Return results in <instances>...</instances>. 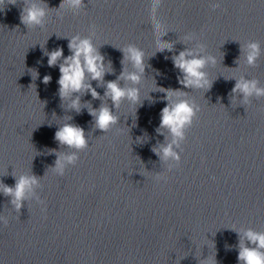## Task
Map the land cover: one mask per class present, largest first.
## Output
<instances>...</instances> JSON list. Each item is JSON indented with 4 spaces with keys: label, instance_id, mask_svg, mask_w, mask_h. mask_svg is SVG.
Here are the masks:
<instances>
[{
    "label": "clouds",
    "instance_id": "1",
    "mask_svg": "<svg viewBox=\"0 0 264 264\" xmlns=\"http://www.w3.org/2000/svg\"><path fill=\"white\" fill-rule=\"evenodd\" d=\"M8 2L15 4L16 0H8ZM69 2L74 6H78L82 3V0H69ZM4 3L5 0H0V4ZM44 14L45 13L42 8L33 4L22 10L20 19L25 25L39 24L41 23ZM164 47H170V45H161V49ZM69 48L73 54L64 58L63 63L60 64V78L58 80V84L60 86L59 92L61 98H66L71 94L81 92L82 90L91 92L94 99L99 98V93H97L89 83H86V80L88 76H90L93 80L102 79L105 73L103 57L95 51L92 44L87 39L80 40L78 37H75L69 42ZM248 48L249 52L247 60L249 64H252L255 62L259 54V45L257 43H251L248 45ZM62 56L63 50L59 48L49 53V66L56 65L57 61ZM189 56H192V53L182 51L178 56L174 57L173 60L174 66L180 69L184 74V78L180 80V83L184 87L210 86L209 81L205 78V74L202 71L206 62L205 59L195 56L189 59ZM126 57L131 59L134 65L141 72H143L142 51L130 46L126 49ZM122 77L132 81L133 83L138 82L140 79L139 75L136 73H122ZM50 79V76H45L43 78V82L47 84ZM233 91L243 93L245 98L252 94H256L257 96L264 95V89L258 88L255 81H247L243 79L236 83ZM173 94L174 93L171 91L168 92L169 96ZM105 95L110 97L114 106H118L121 100L125 98L133 102H136L139 99L138 89H124L115 81L108 82ZM71 106L79 110V98L73 100ZM90 114L95 117L96 126L101 131L108 130V128L117 121V117L113 115L111 109L108 107H101L98 111L94 110ZM194 115L195 112L193 106L187 101L182 100L171 107L165 106L162 109L160 126L162 128H168L174 137L182 138L184 126L191 123ZM55 138L60 143L77 149L84 148L87 143L84 136V130L74 125H64L56 132ZM173 143H175V140ZM162 150L165 157L176 156V154L172 151L171 145L164 147ZM66 159L71 162L75 159V157L68 156ZM62 167V162L58 159L57 169L62 170ZM35 183V177L22 176L16 182L14 188L0 185V189H2L5 195L14 197L13 203L16 208L19 209L22 207L21 202L25 197L26 191L30 190L31 186ZM245 236L248 241L256 245V247L250 248L242 244L238 255V261L242 262V264H264V251H262L264 250V233H257L249 230L245 233Z\"/></svg>",
    "mask_w": 264,
    "mask_h": 264
}]
</instances>
